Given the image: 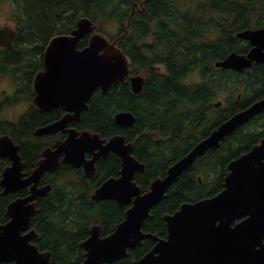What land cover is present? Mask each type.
<instances>
[{
    "label": "trees",
    "instance_id": "1",
    "mask_svg": "<svg viewBox=\"0 0 264 264\" xmlns=\"http://www.w3.org/2000/svg\"><path fill=\"white\" fill-rule=\"evenodd\" d=\"M186 1L188 4L183 3ZM192 1L12 0L27 27L23 37L19 30L9 48L18 59L35 60L48 36L68 31L80 16L99 24L114 21L120 31H126L117 44L131 59L132 72L144 76L142 90L133 93L126 81L113 84L105 94L96 91L77 126L98 132L102 137L123 134L127 142L133 143V155L145 164L144 171L133 177L142 192L149 188L153 178L164 175L170 164L216 125L264 96V62L240 72L214 65L232 51L247 52V41L234 34L241 29L264 26V0ZM25 68L34 71L35 64L30 62ZM191 73L198 74L199 80L185 82ZM219 99L222 104L215 107L213 102ZM122 110L133 114V125L114 121V114ZM29 114L22 120L25 138L32 136L33 127L41 122ZM10 126L13 133L0 124V134L6 132L21 143ZM263 135L264 111L197 158L151 209L142 229L166 236L163 215L173 213L183 202L216 194L223 187L227 164L248 151ZM40 145L35 144L36 158L41 156ZM37 161L27 163L24 170L30 173ZM7 163L6 159H0V177ZM96 165L92 177L64 163L42 176V183H51L52 187L37 199L31 226L38 235L32 241L40 250L51 251L50 264H82L85 252L79 243L89 236L90 227L99 224L101 234H108L124 218L129 205L113 199L91 198L103 180L118 176L121 168L118 156L109 153ZM25 194L26 191L3 193L0 186V223L9 219L7 204ZM153 245L150 238H145L125 256L103 264H132Z\"/></svg>",
    "mask_w": 264,
    "mask_h": 264
},
{
    "label": "water",
    "instance_id": "2",
    "mask_svg": "<svg viewBox=\"0 0 264 264\" xmlns=\"http://www.w3.org/2000/svg\"><path fill=\"white\" fill-rule=\"evenodd\" d=\"M96 26V22L81 16L69 33L57 34L47 42L43 51L44 68L32 79L33 104L40 110L60 106L68 113L36 129V133L52 134L69 121L79 119L95 90L105 94L113 84L126 80L134 93L142 90L144 77L131 74L129 56L116 41L101 31H94ZM84 34H90L88 43L79 49L77 38ZM14 35V29L1 27L0 46L11 45ZM235 36L249 41L252 48L246 54L230 52L215 61L216 67L241 71L253 62L264 61V27L243 29ZM220 104L221 101L213 103L216 107ZM263 111L264 96L232 113L170 164L164 175L153 178L143 192L133 177L144 171L145 164L133 155V143L127 142L123 134L107 138L89 129H68L65 139L57 140L53 148L42 151L36 167L26 176L21 171L18 145L8 135H1L0 158L10 161L1 172L2 191L12 193L28 189L29 193L7 204L9 219L0 223V263L50 264L51 251L40 250L31 241L38 235L35 228L30 227L37 199L51 189L50 183L39 186L42 175L54 171L61 157L63 162L81 166L83 173L92 177L96 174V161L112 152L121 161L119 175L103 180L91 193V198L113 199L118 204L130 205L110 233L102 235L99 224L90 227L89 236L79 243L85 252L82 264L118 260L145 238H150L154 245L132 264H264V135L248 151L227 164L228 171L219 192L183 202L174 213L163 215L166 236L142 229L150 210L198 157ZM114 121L130 126L135 118L131 112L123 110L114 114ZM87 152H91L92 157L86 158ZM245 218L248 219L233 228L236 220Z\"/></svg>",
    "mask_w": 264,
    "mask_h": 264
},
{
    "label": "flooded vegetation",
    "instance_id": "3",
    "mask_svg": "<svg viewBox=\"0 0 264 264\" xmlns=\"http://www.w3.org/2000/svg\"><path fill=\"white\" fill-rule=\"evenodd\" d=\"M3 4H5L6 6L9 5L12 8L15 5L12 2V0H6V2H4ZM14 18H15V13H12V19ZM17 18L18 19H14V23L13 24L11 23V25L9 23H4L1 25V26L10 25L15 29L16 33L12 45L14 44L15 38L19 34V30H22L21 37L25 35L24 31L27 30L24 19L19 16H17ZM116 33H118V35L123 34V32H120L119 30H117ZM54 34L47 37V40L43 45L41 53L38 54L37 58L32 61L28 59L16 58V56L12 53L13 51L9 49L12 45L10 47H0V124L6 130H9L11 133H13V130L10 126L12 125L13 129L19 135L21 139V143H18V152L23 162L22 171H24L25 173H27L24 170L25 165L27 163L32 164L34 160L37 161L39 159L36 158L34 153L35 152L34 148L36 143H41L40 147L42 152L44 148L47 147L52 148L57 139H65L69 132L68 129L75 128L78 131L83 129L78 127L77 125L80 124L82 112L85 109L81 112L79 119L75 121L72 120L69 121L68 124L64 125L61 130H58L55 133L52 134L36 133V129L54 123L55 121L61 119L68 113L67 110H65V108L60 106L53 107L51 109L40 110L33 104V97L35 96V93L33 92V88H32V78L34 74H36V72L42 70L44 47L47 41L51 37H53ZM87 40H88V36L81 39L78 43L84 44L87 42ZM38 44H40V42ZM250 47L248 48V50L250 49ZM30 62H33V64H35L34 71H30L29 68L28 69L25 68L26 65ZM5 64H9V66ZM31 67L34 69V65H31ZM28 114L29 117L37 118V121H41V122H38L33 127V130L31 131L32 136L25 138V130L23 127L24 124L22 120ZM1 134L9 135L6 132H2ZM91 156L92 153L87 152L86 157H91ZM4 159L7 160L8 162L7 164L10 163L8 158H4ZM61 163L63 162H60L59 165ZM64 164H69V163H64ZM76 168L81 169V167H76ZM40 184L41 185L43 184L42 179L40 181ZM26 192L28 191L26 190Z\"/></svg>",
    "mask_w": 264,
    "mask_h": 264
},
{
    "label": "rangeland",
    "instance_id": "4",
    "mask_svg": "<svg viewBox=\"0 0 264 264\" xmlns=\"http://www.w3.org/2000/svg\"><path fill=\"white\" fill-rule=\"evenodd\" d=\"M4 2H6V0H0V26L4 23H9L11 25V23H14V19H12V13H19L18 10L10 7L9 5L6 6L5 4H3ZM192 2L197 3V0H193ZM184 4H188V2H183ZM13 20V21H12ZM9 25V26H10ZM102 27V30L107 33L110 36L115 35V31H116V25L115 24H110V23H106L104 24ZM8 65L9 64H5ZM197 80H199V75L196 73H191L187 76V78L185 79V82H196ZM222 100V99H221ZM216 101V100H214Z\"/></svg>",
    "mask_w": 264,
    "mask_h": 264
},
{
    "label": "bare ground",
    "instance_id": "5",
    "mask_svg": "<svg viewBox=\"0 0 264 264\" xmlns=\"http://www.w3.org/2000/svg\"><path fill=\"white\" fill-rule=\"evenodd\" d=\"M87 17V16H86ZM89 18V17H88ZM91 19V18H90ZM262 27H264V26H262ZM241 30H243V29H241ZM240 30H238V31H236L235 32V34L237 33V32H239ZM235 34H234V36H235ZM86 36H88V34H84V35H82V36H80V37H78L77 38V42H79L81 39H83V38H85ZM236 37V36H235ZM77 45H78V43H77ZM125 111H128V110H125ZM130 112V111H129Z\"/></svg>",
    "mask_w": 264,
    "mask_h": 264
},
{
    "label": "snow or ice",
    "instance_id": "6",
    "mask_svg": "<svg viewBox=\"0 0 264 264\" xmlns=\"http://www.w3.org/2000/svg\"><path fill=\"white\" fill-rule=\"evenodd\" d=\"M243 216L244 215H242L240 217H243ZM246 219H248V218H245V219H242V220H236L235 223L233 224V228H235L237 224L241 223V221L246 220Z\"/></svg>",
    "mask_w": 264,
    "mask_h": 264
}]
</instances>
